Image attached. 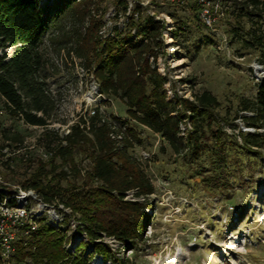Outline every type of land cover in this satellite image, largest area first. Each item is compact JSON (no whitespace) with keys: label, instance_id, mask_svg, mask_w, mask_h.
Here are the masks:
<instances>
[{"label":"rangeland","instance_id":"1","mask_svg":"<svg viewBox=\"0 0 264 264\" xmlns=\"http://www.w3.org/2000/svg\"><path fill=\"white\" fill-rule=\"evenodd\" d=\"M127 1V11L117 0L91 1L89 13L103 23L99 30L101 38L118 33L125 36L131 29V16L137 21L140 16L154 15L164 23V45L156 59L151 57V62L167 77L164 89L168 98L178 94L193 99L195 93L204 90L218 97L220 106L214 111L211 129H221L228 147H232L228 151L230 184L209 189L201 183L202 170L212 165V149L205 151L198 161L187 160L184 154L174 153L160 134L129 120L127 106L119 97L99 92L92 71L69 51L87 20L80 19L75 12L53 19L42 42L49 59L47 80L59 107L58 120L51 126L62 135L81 114L91 113L96 107L107 116L119 117L118 124L129 121L141 139L132 152L143 161L156 187L149 196L152 205L145 209L149 220L143 237L127 244L103 234L97 240L113 257L107 260L93 252L90 264H264V122L252 118L256 111L243 109V101H254L258 83L264 79L259 48L246 46L243 39H250L249 31L254 29L264 34V14L244 9L236 0L228 1L224 15L209 28L199 19L193 0ZM43 2L49 5L52 0ZM131 33V38H135L134 28ZM14 50L15 47L0 46V53L7 51L11 55ZM182 127L186 131L191 128L189 122ZM4 128L25 136L20 148L12 144L4 150L6 155L0 154V180L9 194L20 193L22 182L37 167L38 159L49 156L41 136L44 128L10 117L0 98V131ZM211 129L207 127L211 138L208 142L213 147ZM250 133H262L261 146L249 148L245 144L244 136ZM243 145L251 156L242 151ZM8 157L12 159L9 165L3 162ZM78 161L82 166L88 163L81 156ZM127 198L144 201L132 192ZM38 205L34 199L31 201L34 208ZM52 212L56 214L55 220ZM38 217L39 223L51 222L64 231V246L71 252L83 250L85 244L82 254L88 256L93 251L85 226L71 209L45 206Z\"/></svg>","mask_w":264,"mask_h":264},{"label":"trees","instance_id":"2","mask_svg":"<svg viewBox=\"0 0 264 264\" xmlns=\"http://www.w3.org/2000/svg\"><path fill=\"white\" fill-rule=\"evenodd\" d=\"M91 1L52 0L47 5L43 0H0V46L15 47L11 55L7 51L0 53L3 109L10 117L44 128L41 136L49 152L48 158L38 159L22 188L35 190L48 204L71 209L79 216L94 247L88 256L81 253L86 244L83 250L71 252L64 246V231L42 220L29 234L23 233L24 226L21 227L14 242L15 253L9 259L13 264H90L93 252L111 259L112 252L97 239L105 234L130 244L142 238L149 220L145 209L152 205L149 196L156 189L143 161L132 152L141 139L129 121L118 124L119 117L107 116L96 107L94 114H81L62 135L51 126L58 120L59 107L47 80L49 59L42 42L51 21L67 12L87 20L69 51L92 71L99 92L119 97L127 106L129 120L160 134L174 153L184 154L187 160L198 161L205 151L212 149V165L202 170L201 183L209 189L230 184L228 151L232 147H228L221 129H211L214 111L220 106L218 97L204 90L195 93L193 99L178 94L168 98L164 89L167 77L151 62V57L156 59L164 45V23L154 15L140 16L137 21L131 16V29L125 36L118 33L101 38L99 30L103 23L89 13ZM117 2L124 11L128 10L127 0ZM181 2L185 0L178 3ZM238 2L244 9L264 14V0ZM193 8L198 12L197 3ZM137 10L140 11V5ZM133 28L135 38H131ZM249 33L251 38L243 39V43L259 48V62L264 68V34L256 29ZM243 102V109L256 111L254 120L264 122V79L258 83L254 101ZM187 122L191 128L186 131L182 126ZM207 127L214 137L213 147L208 142L211 138ZM261 136L262 133L246 134L245 144L249 148L259 147ZM24 141L23 133L2 129L0 154L6 155L4 150L12 144L20 148ZM248 147L243 145L241 149L251 156ZM78 156L87 159V165L82 166ZM11 160L8 157L3 162L9 165ZM129 192L144 201L127 198ZM7 195L0 180V201ZM8 203L15 204L16 198L11 197Z\"/></svg>","mask_w":264,"mask_h":264},{"label":"built area","instance_id":"3","mask_svg":"<svg viewBox=\"0 0 264 264\" xmlns=\"http://www.w3.org/2000/svg\"><path fill=\"white\" fill-rule=\"evenodd\" d=\"M174 1V0H173ZM198 4V17L204 26L212 28L228 9L227 2L234 0H193ZM242 1V0H236ZM263 67V66H262ZM94 109L91 114H94ZM16 198L15 204H9L8 199ZM38 202V208L31 206V201ZM56 207L42 200L33 189L21 188L20 193H10L3 201H0V258L2 264H11L9 260L15 251L14 242L22 226V232L29 234L39 225L40 218L38 212L44 207ZM45 220V215H42ZM52 220L56 219V214L52 212ZM63 220V218H62ZM59 220V225H62ZM63 222V221H62ZM51 223V222H48ZM54 225V223H51Z\"/></svg>","mask_w":264,"mask_h":264},{"label":"bare ground","instance_id":"4","mask_svg":"<svg viewBox=\"0 0 264 264\" xmlns=\"http://www.w3.org/2000/svg\"><path fill=\"white\" fill-rule=\"evenodd\" d=\"M169 41H172V38L169 37Z\"/></svg>","mask_w":264,"mask_h":264}]
</instances>
